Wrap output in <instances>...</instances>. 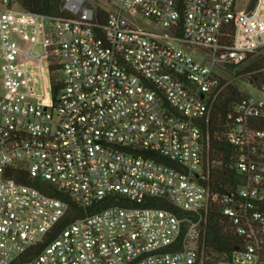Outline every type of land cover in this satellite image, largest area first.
I'll list each match as a JSON object with an SVG mask.
<instances>
[{"label": "built area", "instance_id": "obj_1", "mask_svg": "<svg viewBox=\"0 0 264 264\" xmlns=\"http://www.w3.org/2000/svg\"><path fill=\"white\" fill-rule=\"evenodd\" d=\"M111 2L62 0L50 17L0 0V264H264V78L248 83L258 94L234 104L225 123L244 183L214 189L205 134L226 74L264 48L262 0L253 9L237 0ZM50 54L61 63L57 99L29 83L42 88ZM21 74V94L34 101L14 95ZM25 175L86 214L54 234L70 205ZM152 200L172 208L145 206ZM214 211L237 237L229 251L207 244Z\"/></svg>", "mask_w": 264, "mask_h": 264}, {"label": "trees", "instance_id": "obj_2", "mask_svg": "<svg viewBox=\"0 0 264 264\" xmlns=\"http://www.w3.org/2000/svg\"><path fill=\"white\" fill-rule=\"evenodd\" d=\"M181 3L184 0H180ZM259 0H251L249 9H253ZM15 2L28 13L38 16L56 17L62 14V0H15ZM104 21L108 18V12H102ZM182 34V28L178 31ZM255 52H250L246 61L252 58ZM49 70L48 79L50 83V90L53 93L54 99H57L58 93L62 89V82L60 80L61 63L53 54L49 56ZM264 55L253 60L244 70L237 71L239 73H250V83L258 86L262 83L264 78ZM248 94V93H247ZM235 85H228L223 95L219 98L211 119L205 125V134L207 137V154L211 163L212 181L211 184L214 189L219 191H228L234 189L237 183H244L245 176L240 174L235 167L236 152L234 146L228 141L225 130V123L228 111L234 104L240 102L246 95ZM260 128H264V120H260L257 124ZM20 181L37 186L42 191L55 197L66 200L70 205V210L65 218L55 228V233L60 228L67 226L70 222L75 220L77 216L86 214V209H83L76 204L70 195L58 190L52 184L41 179H32L25 175ZM121 201L118 204L128 205V200L122 196H117ZM111 203L105 202L97 206L95 210H102ZM145 206H159L164 208H172V205L165 200H152L145 204ZM264 209V205H263ZM53 237V236H52ZM237 237L234 233L229 220L222 216L217 211L211 215L209 222V231L207 236V244L214 251L224 252L229 251L235 247ZM207 264H214L207 262Z\"/></svg>", "mask_w": 264, "mask_h": 264}, {"label": "rangeland", "instance_id": "obj_3", "mask_svg": "<svg viewBox=\"0 0 264 264\" xmlns=\"http://www.w3.org/2000/svg\"><path fill=\"white\" fill-rule=\"evenodd\" d=\"M102 5L107 6L108 8H111L113 5V2H111V0H98ZM251 1V0H250ZM249 0H237V5H238V9H243V8H249ZM108 2V3H107ZM262 4L264 5V0H262ZM261 4V6H262ZM143 24L146 27H151L152 23L150 22V20L146 19V18H142ZM47 23V21L43 20L41 17H38V21H37V27L34 26L35 28H42L44 23ZM180 49L187 51L189 53H191L192 55H194L195 57L199 56L198 53L190 47L184 46V45H177ZM34 50L36 53L38 54H45L46 53V49L44 47L43 44L41 43H37L34 47ZM264 55V48L260 49L258 52L255 53V55L250 58V60L246 61L244 64H242L238 71H242L244 70L253 60H255L258 57H262ZM56 56V55H55ZM58 59V58H57ZM264 71V69L262 70ZM226 79L227 81L230 83L229 85H235L237 86L242 92L244 93H253V94H258V91L254 88H252L248 83H249V79H250V73H227L226 74ZM29 83L32 87V91L33 92H49L50 88H49V80H48V72H45L44 74H42V88L38 91H36L34 89V80L33 78L30 76L29 77ZM13 90H14V95L16 96V98L19 101H34V99L26 97L25 95L21 94L24 92L28 91V86H27V81H26V76L24 74H21L18 77H15L13 79ZM9 89V88H8Z\"/></svg>", "mask_w": 264, "mask_h": 264}, {"label": "bare ground", "instance_id": "obj_4", "mask_svg": "<svg viewBox=\"0 0 264 264\" xmlns=\"http://www.w3.org/2000/svg\"><path fill=\"white\" fill-rule=\"evenodd\" d=\"M41 55V54H40Z\"/></svg>", "mask_w": 264, "mask_h": 264}, {"label": "crops", "instance_id": "obj_5", "mask_svg": "<svg viewBox=\"0 0 264 264\" xmlns=\"http://www.w3.org/2000/svg\"><path fill=\"white\" fill-rule=\"evenodd\" d=\"M250 1V0H249Z\"/></svg>", "mask_w": 264, "mask_h": 264}]
</instances>
